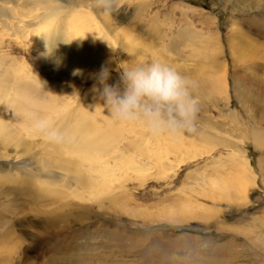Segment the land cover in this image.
I'll return each mask as SVG.
<instances>
[{
    "label": "rangeland",
    "instance_id": "obj_1",
    "mask_svg": "<svg viewBox=\"0 0 264 264\" xmlns=\"http://www.w3.org/2000/svg\"><path fill=\"white\" fill-rule=\"evenodd\" d=\"M113 2L109 11L99 0H8L10 13L27 19L42 13V8L45 13L64 14L61 19L80 10L75 18L85 17L93 27L90 33L102 34L111 56L108 61L95 58L94 50H78L64 36L54 40L51 35L64 34L66 25L60 23L33 31L28 49L17 40L0 38V56L8 59L0 71L22 63L32 68L40 83L29 88L31 103L47 101L51 91L61 93L56 102L65 111L57 125L69 118L75 123L78 114L85 115L83 122L92 120L95 113L102 127L107 111L92 91L93 85L99 88L96 74L101 66L109 69L108 84L114 85L129 64L161 60L195 83L193 94L201 102L198 132L180 138L154 136L139 124L111 121L116 128L112 140L125 138L122 145H129L149 138L154 146L173 148L182 143L188 148L187 163L165 180L156 178L155 172L149 179L152 174L145 172L142 186L132 175L127 183L132 197L128 209L137 218L118 212V206L91 204L86 209L75 202H70L77 205L75 210L53 214L54 204L32 205L25 193L0 196V264H264V0ZM75 69L81 70L79 75L72 74ZM8 82L0 75V94ZM74 89L79 98L72 96ZM5 106L7 111L9 103L1 99V115L12 118ZM202 136L227 140L231 146L204 143ZM36 143L26 158L40 155ZM240 165L254 179L244 193ZM212 181L219 190H213ZM9 186L20 189L17 184ZM38 209L49 214H36ZM56 213L65 215L64 221L40 236L45 218ZM170 213H202L210 219L149 221Z\"/></svg>",
    "mask_w": 264,
    "mask_h": 264
},
{
    "label": "bare ground",
    "instance_id": "obj_2",
    "mask_svg": "<svg viewBox=\"0 0 264 264\" xmlns=\"http://www.w3.org/2000/svg\"><path fill=\"white\" fill-rule=\"evenodd\" d=\"M7 2L8 0L0 2L3 4L0 7V38L2 41L6 38H9V41L17 40L16 42L28 49L32 47L30 36L33 31L40 27L49 28V26H52L54 28L60 23H65L64 34L60 36L51 35L54 40L64 36L66 41L76 47V49L89 48L94 50L95 58L110 60L109 44H102V42H105L101 39L103 37L102 34L101 36H97L99 33L91 34L90 28L93 29V27L90 22L85 20V17L79 19L76 15L77 17L75 18V13L80 10H75L64 19H61V15L64 16V14L58 11L45 13L42 8V13L38 12L39 14L35 17L31 16L32 18L27 19L17 16L15 13H10V9L5 6ZM56 17H58L57 21ZM47 21L48 25L46 24ZM105 36H107V39L108 35L106 34ZM40 40L42 41V39ZM0 45H2V42ZM0 58H2L0 59L1 67H5L8 59H3L2 56ZM16 67L11 66L7 68V71H0V75L10 81L6 85V90H3L2 94H0V101L2 99L8 102L9 109L5 111V106L4 111L12 113L11 118L6 117L7 114L6 116L1 115L0 112V188H4V190L0 191V196H4L10 191L13 193L19 192L20 194L25 193L27 200L29 199L28 202L32 203V205H41L42 207L54 204L55 206L52 207L54 209L51 211L53 214L72 207L75 210L78 208L77 205L72 206L70 203L75 202L76 204L82 203L86 209L91 208V204H97L100 208H105L107 205L108 207L118 206V212H123L131 218H137V214L130 212L128 209L131 206L132 197L128 193L129 185L127 183L131 181L132 175L135 176L134 181L139 182L142 186L146 182L142 177L145 172L150 171V174L155 172L156 178L165 180L175 170H179L181 166L187 163L185 160H188V158L184 154L187 155L188 148L186 149V146H182V143H177L175 148H173L172 145L168 146L160 142L158 146H154L152 142L148 141L149 138L139 139L138 142L129 143V145H122L125 138L113 141L112 138L115 135L116 128L107 117V113L103 115L104 126L102 127L104 128L97 125L95 113H93L92 120L84 122L82 121L85 119L84 114H78L80 120L75 123H72L70 118L65 121L63 119L58 126L63 129L70 127L68 130L70 140L63 144L44 143V139L31 132L29 122L25 119V113L31 110H40L43 115L53 117L56 121L61 118V113L65 111L56 102L62 94L55 95L51 91L47 101L31 103L29 88L32 85L39 86L40 82L28 64L22 63ZM65 107L67 108V105ZM201 140L204 143L207 142V144L212 143L213 146L217 141L218 143L226 144V146H231L227 140L221 142L212 136H202ZM34 141L37 142L36 146L40 148L41 153L28 159L26 158L27 155L35 147ZM179 149L182 150V153L177 152ZM191 158L189 157V159ZM244 166H241V169L239 168L240 175L245 179L243 193L246 192L249 181L254 183V179L250 177ZM153 174L149 179H153ZM12 184L20 185V189L9 186ZM213 185L215 187L213 190H219L217 189L220 186L219 184L217 186L212 181L211 186L213 187ZM231 203L233 202L231 201ZM169 209L168 207L165 210L168 211ZM36 214L44 215L49 213L45 209H38ZM201 214L181 213L173 215V213H170L167 216L160 215L159 218L158 216L154 219L151 217L152 219L149 221L153 223L165 220L170 223H182L186 219H199L204 222L210 219L209 216ZM67 216L70 215L67 214ZM139 216H142V214ZM144 217L148 218L145 214L143 215ZM64 218L65 215L63 216L59 213H56V216L46 217L44 222L41 221L44 226L42 224L40 226L43 229L40 232V236H46L47 228L54 227L56 230L57 225L64 221ZM36 238L31 237L30 239L31 241H37Z\"/></svg>",
    "mask_w": 264,
    "mask_h": 264
},
{
    "label": "clouds",
    "instance_id": "obj_3",
    "mask_svg": "<svg viewBox=\"0 0 264 264\" xmlns=\"http://www.w3.org/2000/svg\"><path fill=\"white\" fill-rule=\"evenodd\" d=\"M99 4L105 10L114 8L113 0H99ZM80 72L75 69L72 74ZM109 75V69L102 65L96 74L99 88L93 85L92 91L98 94L111 121L139 124L154 136L180 138L198 132L201 102L193 94L195 83L172 66L155 59L131 63L122 69L119 83L114 85L108 84ZM72 96L78 97L75 89ZM25 119L34 135L50 143L70 140L68 130L59 127L53 117L31 110Z\"/></svg>",
    "mask_w": 264,
    "mask_h": 264
}]
</instances>
